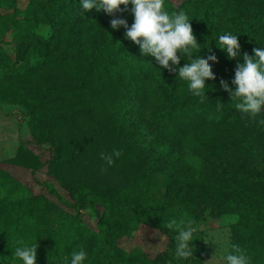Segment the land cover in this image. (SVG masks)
I'll return each instance as SVG.
<instances>
[{"label": "trees", "instance_id": "1", "mask_svg": "<svg viewBox=\"0 0 264 264\" xmlns=\"http://www.w3.org/2000/svg\"><path fill=\"white\" fill-rule=\"evenodd\" d=\"M131 7L82 15L79 0H28L25 8L19 0H0V82L32 88L35 94L7 102L25 103L31 142L50 145L49 158L32 173L47 168L69 200L46 187L77 213L63 214L52 229L50 198L30 190V197L12 201L1 182L0 263L18 259L17 241L30 236V244L38 240L37 264H70L81 248L86 264H153L144 252L126 251L122 240L145 224L174 241L167 219L189 216L197 225L210 209L214 218L237 216L233 236L247 228L257 241L249 256L264 264V126L235 109L220 86L221 80L232 86L244 53L254 56V48L264 47V0H165V10L184 11L191 20L202 45L193 55L206 57L211 47L217 57L211 64L216 79L206 81L212 89L203 103L177 73L141 56L123 28L111 29L117 18L131 26ZM40 26L51 28L48 38L38 34ZM226 32L239 36L237 60L215 46ZM7 37L14 56L5 50ZM114 149L122 155L108 167L101 153ZM159 174L169 178L166 193L148 199ZM81 210L95 216V229L86 226ZM162 259L166 255L155 260Z\"/></svg>", "mask_w": 264, "mask_h": 264}, {"label": "clouds", "instance_id": "2", "mask_svg": "<svg viewBox=\"0 0 264 264\" xmlns=\"http://www.w3.org/2000/svg\"><path fill=\"white\" fill-rule=\"evenodd\" d=\"M79 5L82 15L93 9L112 15L120 10L121 5L125 9L131 5L134 17L131 26L127 20L117 18L111 20V29L117 31L123 28L125 39L139 46L141 56H151L161 68L177 73L176 79L187 82L189 92L193 97L199 98L200 102L203 103L208 97L205 90L212 88L206 87V81L216 79L211 64L218 62L217 57L211 47L206 48L209 53L206 57H202L201 53L193 55L202 45L198 43L191 20L184 11L170 13L165 10V0H79ZM238 38V35L226 32L217 37L215 46L226 53L228 60H237L241 54ZM253 53L254 56L244 53L243 62L237 63L234 78L231 80L232 86L224 80L220 81V86L229 94L231 101H236L235 109L259 126H264V117L257 120L264 113V47L254 48ZM181 60L188 63L179 67ZM216 106L218 109L223 107L219 101ZM121 155L119 149H114L111 153H101V159L111 167ZM166 227L176 232L173 260L178 264H191L196 251L193 242L196 241L197 232L193 221L177 222L171 218ZM37 241L33 244L17 241L14 256L22 264H37ZM217 251L222 253L220 258L226 264H251L246 250L238 244L233 243L227 247L221 245ZM87 259L88 253L85 249L74 250L70 264H86Z\"/></svg>", "mask_w": 264, "mask_h": 264}, {"label": "rangeland", "instance_id": "3", "mask_svg": "<svg viewBox=\"0 0 264 264\" xmlns=\"http://www.w3.org/2000/svg\"><path fill=\"white\" fill-rule=\"evenodd\" d=\"M172 1L178 3L181 0ZM27 3L28 0H19V6L22 8H25ZM36 31L44 38H48L51 34V28L48 26H40ZM4 45L7 53L14 56L15 46L9 37L5 39ZM3 75L4 73L0 72V76L3 77ZM26 94L35 93L31 87H26L16 82L9 84L7 88H4L0 82V183H7L5 193L14 194V197L13 194L10 197L12 201L15 200V195L18 198L30 197V190L33 195H42L50 198L52 206L49 207L50 210L48 211L50 222H52L50 226L53 229L63 214L69 212L76 216L77 213L64 207L59 198L50 193L46 186H54L65 201L69 200L66 191L61 188L57 181L50 177L47 168H43L37 173H32L36 166L49 158L47 149L50 145L46 144L42 148H38L36 143L31 142L33 140L31 138L32 115L27 109L28 106L25 103L7 102L12 95H23L25 97ZM168 179L167 175L159 174L149 191L150 196H148V199L161 200L166 193ZM209 211L210 209L206 210L203 219H200L197 225H193L197 229L195 234L196 241L193 242V247L196 249L194 253L197 256L191 261V264H207L208 261V264H226V261L220 258L222 253L217 251V248L221 245L227 247L235 243V241L241 244L240 247L246 250L248 256L252 254L257 241H255V238L254 240L248 237L249 230L247 228L237 235V239L236 236H233L232 226L237 222V216L223 215L220 218H214ZM80 215L85 220L86 226L96 228L94 215L86 210H81ZM187 220H189V216L178 218L177 222ZM130 237L122 240V246L126 251L135 252L139 250L144 252L148 259L151 262L153 261V264H157L160 259L155 260L157 257L164 255H166V259H162L161 263L178 264L172 258L174 241L170 242L168 237L160 231L143 224L140 228L134 230L133 235ZM24 243L30 244V236ZM250 259L251 264H257L255 262L256 258L251 256ZM0 264H22V262L16 259L4 263L1 261Z\"/></svg>", "mask_w": 264, "mask_h": 264}]
</instances>
